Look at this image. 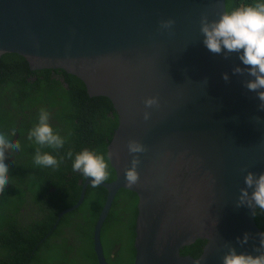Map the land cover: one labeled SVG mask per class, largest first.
<instances>
[{"label": "water", "instance_id": "95a60500", "mask_svg": "<svg viewBox=\"0 0 264 264\" xmlns=\"http://www.w3.org/2000/svg\"><path fill=\"white\" fill-rule=\"evenodd\" d=\"M226 7V0H0V57L18 53L33 70L64 69L118 113L108 146L116 179L101 183L108 195L93 234L99 264H109L101 232L121 188L139 198L134 264H222L228 243L259 255L261 229L236 202L247 171L264 172V124L252 120L264 112L242 77L222 79L240 63L236 54H212L200 32L203 14L218 19ZM167 19L175 24L162 30ZM149 96L159 105L145 120ZM130 140L146 147L134 185L125 180L137 155ZM91 182L60 215L82 203ZM245 232L254 238L241 246L236 238ZM197 239L207 240L201 255H182Z\"/></svg>", "mask_w": 264, "mask_h": 264}, {"label": "trees", "instance_id": "16d2710c", "mask_svg": "<svg viewBox=\"0 0 264 264\" xmlns=\"http://www.w3.org/2000/svg\"><path fill=\"white\" fill-rule=\"evenodd\" d=\"M253 2L226 0L227 7ZM41 109L48 111L54 132L65 139L62 148L29 140ZM118 125L111 99L91 96L78 76L59 68L33 70L18 53L0 57V134L21 145L6 153L9 184L0 193V264H99L93 234L108 190L90 184L82 203L60 214L82 196L86 176L72 168L77 153L88 149L103 155L108 179L115 178L107 147ZM37 148L53 155L59 165H36ZM138 201V194L128 188H121L114 198L101 232L109 264H134ZM256 220L264 231L259 209ZM206 243L198 239L181 251L198 257Z\"/></svg>", "mask_w": 264, "mask_h": 264}, {"label": "clouds", "instance_id": "9594fccd", "mask_svg": "<svg viewBox=\"0 0 264 264\" xmlns=\"http://www.w3.org/2000/svg\"><path fill=\"white\" fill-rule=\"evenodd\" d=\"M218 16V19H210L208 14L201 16L200 32L203 36L202 42L209 52L214 55H222L225 60L236 54V58L240 63L233 65L231 74L225 71L222 74V79L225 82H230L233 75L242 77L244 88L255 94L258 101L257 112H264V0H254L253 3L238 7L228 6ZM174 24V19L162 20L161 29L171 30ZM204 82L207 83V80ZM144 104L146 109L144 119L148 120L151 117V112L147 109L158 106L159 98L149 96L145 99ZM252 120L257 124H264V116L255 115ZM13 135H15V132H13ZM28 138L29 140L34 138L37 144L54 149L62 148L65 144V139L59 133L54 132L49 123V113L45 109H41L39 122L30 131ZM20 147L18 140L13 143L4 134H0V193L9 184V165L6 161V153L9 150L18 151ZM128 151L131 154H137L133 155L131 166L125 169L127 184L134 185L139 181L137 169L140 164V157L138 154L146 151V147L138 141L130 140ZM67 155L72 157V152L69 151ZM107 156L110 160L108 147ZM34 160L36 165L43 167H57L59 165V161L53 155L41 152L39 148L36 150ZM72 168L73 171L82 172L86 176V180L91 178L93 187H104L101 185L102 182H111L116 179V171L113 166L115 178L113 180L108 179V163L104 156L88 149H84L75 155ZM242 171L245 170L242 169ZM86 180L81 181L82 187ZM244 183L246 186L240 190L236 206H246L251 210V214L256 220L257 209L264 213V172L257 174L253 171H247ZM258 227L261 229L259 225ZM252 238H254L252 233L245 232L243 237L238 236L236 240L243 246ZM255 238L259 239V244L255 249L259 255L238 252L234 245L228 243L225 245L228 251L222 257V264H264V231L261 229V232L257 233ZM182 255L185 254L182 253Z\"/></svg>", "mask_w": 264, "mask_h": 264}]
</instances>
